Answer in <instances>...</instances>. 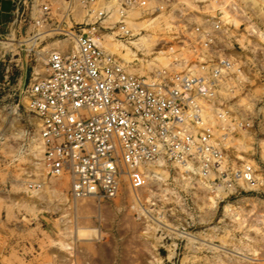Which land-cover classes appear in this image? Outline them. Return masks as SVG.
I'll use <instances>...</instances> for the list:
<instances>
[{
    "label": "rangeland",
    "instance_id": "obj_1",
    "mask_svg": "<svg viewBox=\"0 0 264 264\" xmlns=\"http://www.w3.org/2000/svg\"><path fill=\"white\" fill-rule=\"evenodd\" d=\"M126 8L130 34L107 36L103 46L141 58L136 71L162 67L169 45L189 46L180 51L188 60L194 45L230 61L217 119L227 127L222 149L252 164L256 184L216 189L167 163L142 169L113 197H73L66 176L45 175L26 105L45 48H14L28 37L25 24L9 31V12L0 32V52L11 47L0 60V264H264V0H134Z\"/></svg>",
    "mask_w": 264,
    "mask_h": 264
},
{
    "label": "built area",
    "instance_id": "obj_2",
    "mask_svg": "<svg viewBox=\"0 0 264 264\" xmlns=\"http://www.w3.org/2000/svg\"><path fill=\"white\" fill-rule=\"evenodd\" d=\"M132 1L12 0L9 31L25 24L24 37L33 40L17 39L14 48L24 55L45 48L42 73L25 88L45 175L67 176L77 198L113 197L122 182L134 185L146 168L167 163L216 189L254 186L252 164L232 162L222 149L227 127L217 119L226 111L229 60L194 45L197 57L188 60L180 51L189 46L169 45L162 67L138 72L141 58L122 59L103 46L107 36L130 34ZM1 48L3 60L11 47Z\"/></svg>",
    "mask_w": 264,
    "mask_h": 264
},
{
    "label": "crops",
    "instance_id": "obj_3",
    "mask_svg": "<svg viewBox=\"0 0 264 264\" xmlns=\"http://www.w3.org/2000/svg\"><path fill=\"white\" fill-rule=\"evenodd\" d=\"M11 7H12V0H0V32L4 29L6 23H8L7 18L9 17V12L11 10ZM0 255H4V254L0 252Z\"/></svg>",
    "mask_w": 264,
    "mask_h": 264
},
{
    "label": "bare ground",
    "instance_id": "obj_4",
    "mask_svg": "<svg viewBox=\"0 0 264 264\" xmlns=\"http://www.w3.org/2000/svg\"><path fill=\"white\" fill-rule=\"evenodd\" d=\"M80 15H81V14H80ZM30 40H32V39H30ZM30 40L27 39L26 42L32 43V42H30ZM129 42H131V41L129 40ZM62 176H64V175H62ZM49 177H52V176H49ZM60 177H61V176H60ZM66 177H67V176H66ZM53 178H57V177H53Z\"/></svg>",
    "mask_w": 264,
    "mask_h": 264
}]
</instances>
